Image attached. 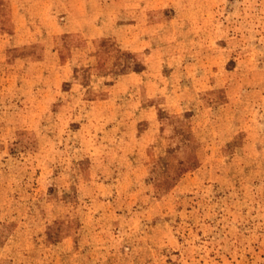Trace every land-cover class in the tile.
<instances>
[{"label":"rangeland","instance_id":"374dc122","mask_svg":"<svg viewBox=\"0 0 264 264\" xmlns=\"http://www.w3.org/2000/svg\"><path fill=\"white\" fill-rule=\"evenodd\" d=\"M0 264H264V0H0Z\"/></svg>","mask_w":264,"mask_h":264},{"label":"crops","instance_id":"0c3cea01","mask_svg":"<svg viewBox=\"0 0 264 264\" xmlns=\"http://www.w3.org/2000/svg\"><path fill=\"white\" fill-rule=\"evenodd\" d=\"M11 12L13 13V15H15V13L13 12V8H11Z\"/></svg>","mask_w":264,"mask_h":264}]
</instances>
